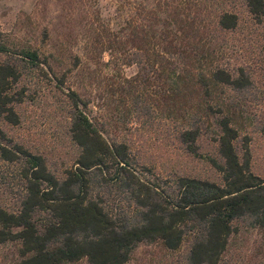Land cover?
Segmentation results:
<instances>
[{
  "label": "trees",
  "instance_id": "trees-1",
  "mask_svg": "<svg viewBox=\"0 0 264 264\" xmlns=\"http://www.w3.org/2000/svg\"><path fill=\"white\" fill-rule=\"evenodd\" d=\"M239 1L263 26L264 0ZM210 3L155 0L147 14L136 3L120 44L127 55L153 50L160 81L170 85L162 103L186 111L180 103L186 91L199 97L192 111L184 112L176 141L186 155L205 159L220 182L177 174L160 184L144 177L130 145L106 139L91 102L72 89L63 108L66 136L77 151L65 161L72 165L57 171L40 150L8 139L4 126L21 124V108L36 100L37 89L63 91L67 76L59 77L50 58L36 48L15 45L9 35L0 34V160L19 165L21 182L13 209L0 202V246L17 245L20 264H128L142 243L160 241L176 251L187 238L190 264H220L239 222L250 221L264 231V179L252 172L249 149L238 150L235 123L240 110L236 95L252 83L243 68L215 63L219 49L214 46L222 34L239 28V14L220 8L210 41L194 45L186 35L197 20L204 22L203 10L211 14L219 0ZM194 9L199 18L192 20ZM203 65L208 70L198 71ZM204 136L216 145V157L200 154Z\"/></svg>",
  "mask_w": 264,
  "mask_h": 264
},
{
  "label": "rangeland",
  "instance_id": "rangeland-1",
  "mask_svg": "<svg viewBox=\"0 0 264 264\" xmlns=\"http://www.w3.org/2000/svg\"><path fill=\"white\" fill-rule=\"evenodd\" d=\"M206 1L202 0L203 5ZM225 2L219 0V5L209 10L211 14L203 10L200 18L204 22L197 20L186 35L194 45L210 41L215 36L210 32L214 15L220 8H233L239 14V28L222 34L219 46H214L219 49L215 63L233 70L243 68L250 77L249 90L236 95L240 99L235 120L240 130L237 147L241 154L249 149L251 170L264 179V25L255 24L241 1L234 0L233 5L230 0ZM136 3L146 8L145 14L155 7V0H0V34L9 35L15 45L36 48L50 58L59 77L67 76L63 91L54 86L46 91L37 89L36 100L21 108V124L4 126L7 138L40 150L57 171L72 165L65 161L77 151L66 136L63 112L65 94L72 89L91 102L92 116L106 139L130 145L144 167V177L160 184L177 174L220 182V175L205 159L186 155L176 141L184 128V112L190 113L199 97H192L189 89L180 102L186 111L176 112L173 103H162L170 85L160 81L158 67L153 66V50L138 56L121 51L123 30ZM190 14L192 20L199 18L196 9ZM208 68L203 65L198 71ZM199 147L203 156L216 157L217 147L210 138L204 136ZM18 174L19 165L0 160V202L10 209L16 203L14 195L21 190ZM237 226L220 264H264V231L250 221ZM190 248V238L176 251L160 241L142 243L128 264H190ZM20 261L17 245L0 246V264Z\"/></svg>",
  "mask_w": 264,
  "mask_h": 264
}]
</instances>
